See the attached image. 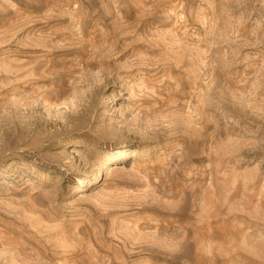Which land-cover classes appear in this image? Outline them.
Here are the masks:
<instances>
[{"label": "rangeland", "instance_id": "374dc122", "mask_svg": "<svg viewBox=\"0 0 264 264\" xmlns=\"http://www.w3.org/2000/svg\"><path fill=\"white\" fill-rule=\"evenodd\" d=\"M0 264H264V0H0Z\"/></svg>", "mask_w": 264, "mask_h": 264}, {"label": "bare ground", "instance_id": "6f19581e", "mask_svg": "<svg viewBox=\"0 0 264 264\" xmlns=\"http://www.w3.org/2000/svg\"><path fill=\"white\" fill-rule=\"evenodd\" d=\"M100 173H101V172H100ZM100 173H99V174H100Z\"/></svg>", "mask_w": 264, "mask_h": 264}]
</instances>
